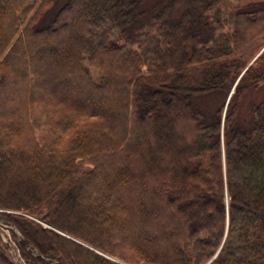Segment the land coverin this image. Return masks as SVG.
I'll return each instance as SVG.
<instances>
[{"label": "trees", "instance_id": "obj_1", "mask_svg": "<svg viewBox=\"0 0 264 264\" xmlns=\"http://www.w3.org/2000/svg\"><path fill=\"white\" fill-rule=\"evenodd\" d=\"M262 87L264 0H0V216L31 264H264Z\"/></svg>", "mask_w": 264, "mask_h": 264}, {"label": "rangeland", "instance_id": "obj_2", "mask_svg": "<svg viewBox=\"0 0 264 264\" xmlns=\"http://www.w3.org/2000/svg\"><path fill=\"white\" fill-rule=\"evenodd\" d=\"M144 1H148V4H154V2H156L157 0H144ZM106 34L104 35L105 38H108L110 36L109 32H105ZM94 77L96 79H99V77L95 74ZM264 98V87H262L259 92L255 93L254 91H249L248 94H246L244 101H243V105H244V109L243 112H246L247 108H248V104L251 103L253 100L255 99H263ZM229 99V98H228ZM224 100L223 96H222V100L218 99V98H209L207 97L205 100H200V103L202 105H205L206 102L208 103H219V106L222 104V101ZM220 101V102H219ZM228 102V100H227ZM207 106V105H206ZM0 212H8V213H13V214H20V212H16V211H3L0 209ZM26 217L40 223L44 228L50 229L51 227L43 222L40 218H36L34 216L31 215H26L24 214ZM60 232V231H57ZM62 233V232H60ZM0 234H1V239H2V243L3 246L5 247L8 255L10 256L11 260L15 263V264H31L30 260L25 256L26 254L23 253V249L20 246L21 242H23L24 236L22 235V233L15 227V225L7 223L3 218H1L0 216ZM63 234V233H62ZM29 248V247H27ZM26 248V252L28 251V249ZM117 261V260H116Z\"/></svg>", "mask_w": 264, "mask_h": 264}, {"label": "water", "instance_id": "obj_3", "mask_svg": "<svg viewBox=\"0 0 264 264\" xmlns=\"http://www.w3.org/2000/svg\"><path fill=\"white\" fill-rule=\"evenodd\" d=\"M234 91H232V93H233ZM208 264H210V263H208Z\"/></svg>", "mask_w": 264, "mask_h": 264}]
</instances>
